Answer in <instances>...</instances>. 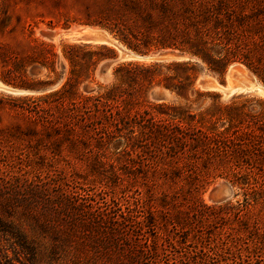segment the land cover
<instances>
[{"label":"trees","instance_id":"16d2710c","mask_svg":"<svg viewBox=\"0 0 264 264\" xmlns=\"http://www.w3.org/2000/svg\"><path fill=\"white\" fill-rule=\"evenodd\" d=\"M87 15L81 23L135 52L172 49L189 58L123 61L109 83L84 92L79 86L115 57L106 44L64 42L62 59L53 43L35 38L0 44V80L39 92L15 105L29 120L24 131L12 127L27 140L18 152L22 172L0 180V211L20 214L17 223L0 215L10 247L34 256L23 221L59 244L83 239L79 246L94 249L89 264H264V98L222 99L195 83L238 62L264 86V0H103ZM27 67L43 69V78ZM153 87L175 100L150 101ZM71 161L85 162L104 185L71 188L61 170ZM207 177L226 179L237 198L205 203ZM123 181L133 188L123 199L102 195Z\"/></svg>","mask_w":264,"mask_h":264},{"label":"rangeland","instance_id":"374dc122","mask_svg":"<svg viewBox=\"0 0 264 264\" xmlns=\"http://www.w3.org/2000/svg\"><path fill=\"white\" fill-rule=\"evenodd\" d=\"M102 1L103 0H0V19L8 16L11 17L7 24H1L0 22V44L13 42L15 38L22 41L24 38V42L26 41L25 44L27 45V42L30 43V41L35 38L53 43L55 52L58 54V57L62 59V44L64 42H82L78 39V36L74 33V31L81 29L82 27H86V25H91L81 23V20L86 18L88 16L87 14H90V16L94 18V14L99 11ZM52 31L56 33L54 38H47L45 33ZM115 41L117 42L116 39ZM117 43L120 45L119 42ZM106 45L115 52L116 56L118 50L111 44ZM121 62L123 61H115L111 64L109 76L105 80L99 76V69L103 62L100 63L92 75V80L81 84L79 86V90L84 92L90 91L91 89L97 90L99 86L109 83L112 80L113 67ZM64 63L66 64L65 60ZM57 70H59V67H57ZM26 74L43 78L44 70L39 68L31 69L27 67ZM200 75H203L208 79H214L217 82H223L225 77L227 81L230 79L234 82H238L243 78L241 75L229 77L228 72H225L222 77L208 72H203ZM250 76V72L248 71L245 78L250 79ZM0 81L3 82L2 80ZM59 84L60 82H57L53 86H49L48 89L58 87ZM154 88L163 89L161 87L151 88L148 94V99L150 101L172 102L175 100L174 95H170L167 90L168 97L166 99H153L150 93ZM211 91H214L220 96V92L218 90ZM36 93L39 92L31 94ZM242 94L262 97L252 91ZM24 95L29 94L13 95L0 90V180L8 181L11 174L17 175L19 172H22V165L19 163V158L21 156L18 155V152L26 144L27 140L25 137H20L21 135L17 133L18 131L12 127L17 126L19 131H24L25 127L29 125V120L25 114L18 108H15V105L22 103L18 98ZM55 166H58V164H52V166H49L48 169L56 168ZM61 170L64 176H66L65 179L68 181L67 183L69 186L71 188L76 187L77 191L82 192V188H100L101 185H104L103 181L98 178L96 173L89 172L85 162L71 161L68 166H63ZM43 171H45V169ZM70 175L76 176L75 181L70 179ZM61 177H63V175ZM220 183L227 184L230 188L231 194L224 200L210 199L208 195L210 189ZM178 184L180 185L181 182L179 181ZM104 189L106 193H103L102 195L105 196V198H109L114 195L123 199V193L129 192L130 189L133 188L127 186L126 182L123 181L117 186H109L108 188L104 187ZM233 194L234 188L230 186L226 179L222 177H207L206 180H204L199 197L205 203L213 204L222 203L228 199L233 201L237 198L236 196L234 197ZM129 200L131 202V198H129ZM8 213L9 212L0 211V215L3 218L11 219L17 223L20 214L15 212L14 215L11 216L8 215ZM22 225L23 229L27 231L29 239H31L33 245L35 246L36 252L34 256H29L23 250H17V252L13 251V246L10 247V240L5 238V236L8 235H4L0 232V264H71L69 261L70 256L76 252H80L81 255L78 262L79 264H89V257L94 256V249L90 248L88 244H85V246L78 245V243L84 242V240L78 238V236H73L71 240L65 244H59V236H53L47 232H43L35 224L30 226L22 221ZM211 237H214V239L216 238V236ZM187 238L190 240L188 241L190 242V245H196L197 242H199V240H197L199 239V236H187ZM167 253L169 256L173 257L171 255V251H167Z\"/></svg>","mask_w":264,"mask_h":264},{"label":"water","instance_id":"95a60500","mask_svg":"<svg viewBox=\"0 0 264 264\" xmlns=\"http://www.w3.org/2000/svg\"><path fill=\"white\" fill-rule=\"evenodd\" d=\"M86 26L88 28L84 32L80 33V38L84 39L86 41L85 43L104 44V43H99L101 38L108 39L107 37L108 34L111 35L103 27L91 26V25H86ZM55 34L56 33L53 31L46 32L45 36L49 39H53ZM107 41L110 42L109 40ZM111 43H112V46L118 50V52L113 59L104 61L101 64L100 69H99V76L103 80L108 78L110 66L115 61L139 60V61H146V62L168 63L172 61H180V60H185L189 58L183 53L172 50V49H159V50L150 51L148 53H138L126 47L121 42L119 43L122 44V46L124 47H122L121 45H118V43L116 42H111ZM225 72L231 73L233 77L236 76L235 62L230 63L227 66ZM251 74L252 76H255L252 72ZM195 83L198 85L200 89H203V90H210V88L217 89L220 92V96L223 99H227L236 93L249 92L246 90L236 92V90L231 85L228 84L226 77L224 78L223 82H217L214 79H208V78H205L203 75H200L196 78ZM0 90L7 92L9 94H13V95H23V94H31V93L37 92V91L28 90V89L20 88V87L13 86V85H8L1 81H0ZM150 95L153 99H158V100H163L168 97L167 91L165 89H159V88H154L151 91ZM262 97H264V95H262ZM230 194H231L230 188L225 183H220V184L215 185L214 187L210 189L208 193L209 198L212 200H224Z\"/></svg>","mask_w":264,"mask_h":264},{"label":"bare ground","instance_id":"6f19581e","mask_svg":"<svg viewBox=\"0 0 264 264\" xmlns=\"http://www.w3.org/2000/svg\"><path fill=\"white\" fill-rule=\"evenodd\" d=\"M88 27H82L81 29L75 30L74 33L78 36V39L82 42H86L84 39L80 38V33L84 32ZM108 39L105 38H101L99 43H104V44H111V42H116L115 39L113 37H111L108 34ZM107 40H109L110 42H108ZM118 42V41H117ZM116 42V43H117ZM120 44V43H119ZM122 46V44H120ZM124 47V46H122ZM241 68V69H240ZM235 71H236V75H241L243 76L242 80L238 81V82H234L233 80H228V84L231 85L236 92H240V91H252L255 92L256 94L262 96L264 95V87L258 82L257 78L255 76H252V74L250 73V79H246L245 76H247L248 74V70L247 68L239 63L235 64ZM229 77H231V73L228 72ZM198 86V85H197ZM210 90H217L214 88H210Z\"/></svg>","mask_w":264,"mask_h":264}]
</instances>
